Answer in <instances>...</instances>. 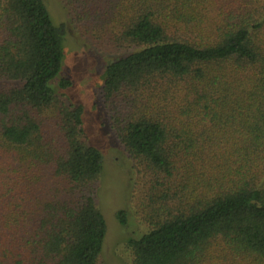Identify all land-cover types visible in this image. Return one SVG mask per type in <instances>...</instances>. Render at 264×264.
I'll return each mask as SVG.
<instances>
[{"label": "trees", "instance_id": "trees-1", "mask_svg": "<svg viewBox=\"0 0 264 264\" xmlns=\"http://www.w3.org/2000/svg\"><path fill=\"white\" fill-rule=\"evenodd\" d=\"M60 1L119 56L102 96L132 165L116 218L145 227L129 264H264V0ZM64 41L44 0H0V264H103L104 156L55 88Z\"/></svg>", "mask_w": 264, "mask_h": 264}, {"label": "rangeland", "instance_id": "rangeland-1", "mask_svg": "<svg viewBox=\"0 0 264 264\" xmlns=\"http://www.w3.org/2000/svg\"><path fill=\"white\" fill-rule=\"evenodd\" d=\"M44 1L54 24L62 26L65 32L64 58L55 81H72V86L66 90L54 86L70 103L83 106L84 128L90 143L104 156L105 169L99 192L100 207L107 223L103 264H129L125 245L130 238L144 233L145 227L135 219H131L128 226H122L116 218L120 209L130 207V191L134 188L130 180L132 165L120 151L113 132L108 130L102 96L104 70L119 56L91 47L70 24L60 0Z\"/></svg>", "mask_w": 264, "mask_h": 264}]
</instances>
